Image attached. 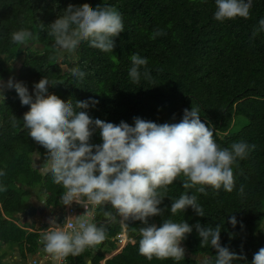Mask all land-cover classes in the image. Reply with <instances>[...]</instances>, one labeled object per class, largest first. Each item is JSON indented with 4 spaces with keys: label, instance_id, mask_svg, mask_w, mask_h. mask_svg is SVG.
Instances as JSON below:
<instances>
[{
    "label": "trees",
    "instance_id": "16d2710c",
    "mask_svg": "<svg viewBox=\"0 0 264 264\" xmlns=\"http://www.w3.org/2000/svg\"><path fill=\"white\" fill-rule=\"evenodd\" d=\"M95 7L104 4L115 7L121 14L124 31L114 38L112 52H102L84 43L77 50L75 61L65 56L61 62L53 51V37L42 31V24H50L69 5ZM214 0H0V53L9 60L18 61L16 80L32 86L42 76L54 86L49 92L56 94L65 104L71 100L93 97L99 101L88 109L93 118L113 123L121 120L133 123L134 117L157 123L179 122L185 108L196 107L200 119L213 130V139L220 148H230L244 141L255 147L247 158L238 160L233 167L235 187L232 192L221 189L218 193L206 187L205 193L197 188L185 190L183 176L160 189L164 196L163 216L151 217L149 222L159 226L164 219L174 222L186 220L190 225L204 227L221 225V244L246 258L251 264L253 255L264 247V32L252 38L258 21L264 18V0H253L248 19L237 17L223 23L214 16ZM21 28L38 37L39 47H20L10 41V34ZM162 29L166 35L151 39L154 30ZM138 53L148 59L151 80L133 84L128 77L130 56ZM24 58L21 60L20 57ZM61 63L86 72L85 78L73 80ZM14 64L0 59V77L8 80ZM7 95V96H6ZM0 103V168L6 176L0 183L7 191L0 192V247L5 243L27 241L30 250L40 234L18 227L14 219L26 208V199L32 189H38L48 205L62 203V187L42 175L34 165V155L44 158L47 151L23 129V114L28 106L21 105L14 89L5 94ZM15 117L16 126H12ZM248 122L238 130L240 120ZM100 143L99 135L92 137ZM243 185L244 196L239 195ZM188 192L197 197L205 215L196 216L191 208L172 215L168 209L171 200ZM231 216L242 221L235 228L228 222ZM93 223L104 227L105 245L114 247L115 238L124 230L131 241L108 260V264H199L198 255L214 258L211 246L202 247L195 228L182 243L191 252L184 259L149 261L138 252L140 221L122 223L110 205L96 209ZM34 239V241L32 240ZM101 264L105 254L86 249L78 256H67L69 264ZM0 264H4L0 258ZM245 264V259L233 261Z\"/></svg>",
    "mask_w": 264,
    "mask_h": 264
},
{
    "label": "clouds",
    "instance_id": "9594fccd",
    "mask_svg": "<svg viewBox=\"0 0 264 264\" xmlns=\"http://www.w3.org/2000/svg\"><path fill=\"white\" fill-rule=\"evenodd\" d=\"M216 8L213 18L218 22L237 17L248 19L253 0H214ZM42 31L54 39L53 51L58 60L65 56L77 59L80 46L102 52H112L114 38L124 31L122 14L113 6L97 4L69 5L50 24L40 25ZM264 32V18L258 21L252 31V38ZM162 29H156L151 39L164 36ZM10 41L20 47H39L38 37L32 31L21 28L10 34ZM0 59L12 64L6 53ZM131 66L128 77L133 84L151 80L147 67L148 59L138 53L130 56ZM70 72L73 80L82 81L87 75L80 68H71L61 63ZM53 84L42 78L35 82L31 92L22 81L9 77L5 82L0 77V97L6 99L5 89H14L21 105L28 106L23 114V129L46 151L47 156L40 167L42 175L50 176L54 184L63 189L60 197L62 205L73 202L84 209L110 205L122 221H140L138 252L147 260L172 259L179 262L185 257L181 242L195 228L201 238V246H211L214 258L202 256L199 264H233L246 258L237 255L221 244V225L204 227L199 223L190 225L186 220L174 222L164 219L157 226L149 220L163 216L159 207L165 198L160 189H166L177 177L183 176V188L197 189L205 193L210 187L217 193L223 189L232 192L235 187L233 165L247 158L255 145L244 141L236 142L230 148H220L213 139V130L200 119L196 107L185 108L179 122L157 123L134 117L133 123L121 120L118 124L93 118L88 109L99 101L93 97L86 100H72L65 104L56 94L49 92ZM15 127V117L12 119ZM99 135L101 142L93 143L92 137ZM0 168V177L6 176ZM7 191L0 183V192ZM239 195L244 196L240 186ZM168 211L174 216L191 208L196 216L203 217L205 211L195 195L186 192L171 200ZM228 222L233 228L242 221L231 216ZM49 227L40 232V243L44 251L57 257L78 256L87 248L100 244L106 238L104 227H98L87 218H66L61 226L52 217ZM264 230V229H262ZM251 264H264V247L253 255Z\"/></svg>",
    "mask_w": 264,
    "mask_h": 264
},
{
    "label": "crops",
    "instance_id": "0c3cea01",
    "mask_svg": "<svg viewBox=\"0 0 264 264\" xmlns=\"http://www.w3.org/2000/svg\"><path fill=\"white\" fill-rule=\"evenodd\" d=\"M34 160L35 167L40 169L45 158L37 152L34 155ZM70 207H76L77 209L81 208V206L75 202H73L71 206H65L61 203L50 206L46 203L45 197L39 194L38 189H32L26 199L25 210L17 215L14 222L18 227L24 229L27 234H40L41 231L49 227L48 221L52 217H55L57 223L61 226L66 218L71 219L77 217L75 214L69 212ZM97 207L93 209L95 215ZM85 216L93 222L94 219L87 215ZM122 223L124 224V221H122ZM119 234H123V238L119 239L118 235L115 238H112L115 242L114 247L110 244H107L105 245L106 247H104V242L102 241L100 244L88 248L93 250L94 254H97L99 250L104 252L105 257L101 261V264H108V260L119 254L131 241L125 226L124 230ZM32 240L34 241V239ZM33 245L35 250L31 251L26 240L18 243H3L0 247V258H2L4 264H59L60 257L46 253L43 244L40 243V238H38L36 244ZM92 262L91 257L87 258L88 264H91Z\"/></svg>",
    "mask_w": 264,
    "mask_h": 264
},
{
    "label": "built area",
    "instance_id": "2783aa9c",
    "mask_svg": "<svg viewBox=\"0 0 264 264\" xmlns=\"http://www.w3.org/2000/svg\"><path fill=\"white\" fill-rule=\"evenodd\" d=\"M69 212L71 214H75L76 216H79L80 218H87L85 216V215H87L90 218L94 219L95 216H96L94 210L91 207H89L87 209H84L82 206H81L80 209H77L76 207H70L69 208ZM118 238L119 239L123 238V234H118ZM59 264H69V261H68L67 257H60Z\"/></svg>",
    "mask_w": 264,
    "mask_h": 264
},
{
    "label": "rangeland",
    "instance_id": "374dc122",
    "mask_svg": "<svg viewBox=\"0 0 264 264\" xmlns=\"http://www.w3.org/2000/svg\"><path fill=\"white\" fill-rule=\"evenodd\" d=\"M22 58V57H20ZM18 61L19 59L15 60L14 61V66H15V69L13 70L12 74L10 75V77L14 78V80H16L17 78V75H18V68H19V65H18ZM63 61H64V58H63ZM61 61V62H63ZM7 81V80H6ZM5 81V82H6ZM10 89H5V92L4 94H6L7 91H9ZM7 96V95H6ZM3 100L2 97H0V103L1 101ZM248 121L246 119H243V120H240V124L239 125H236V127H234L235 130H238L241 126L245 125ZM41 146V145H40ZM42 153V152H41ZM41 153H39L41 155Z\"/></svg>",
    "mask_w": 264,
    "mask_h": 264
},
{
    "label": "water",
    "instance_id": "95a60500",
    "mask_svg": "<svg viewBox=\"0 0 264 264\" xmlns=\"http://www.w3.org/2000/svg\"><path fill=\"white\" fill-rule=\"evenodd\" d=\"M24 58V56L22 57V58H20L21 60ZM16 60V59H15ZM14 60V61H15ZM14 61H13V63H14ZM181 245H182V247L185 249V253L187 254V255H190L191 254V252L189 251V249L183 244V243H181ZM202 256L203 255H198V257L197 258H202Z\"/></svg>",
    "mask_w": 264,
    "mask_h": 264
},
{
    "label": "flooded vegetation",
    "instance_id": "af4514ba",
    "mask_svg": "<svg viewBox=\"0 0 264 264\" xmlns=\"http://www.w3.org/2000/svg\"><path fill=\"white\" fill-rule=\"evenodd\" d=\"M182 243V242H181ZM200 259V258H199Z\"/></svg>",
    "mask_w": 264,
    "mask_h": 264
}]
</instances>
